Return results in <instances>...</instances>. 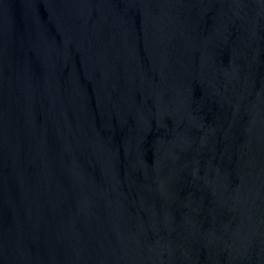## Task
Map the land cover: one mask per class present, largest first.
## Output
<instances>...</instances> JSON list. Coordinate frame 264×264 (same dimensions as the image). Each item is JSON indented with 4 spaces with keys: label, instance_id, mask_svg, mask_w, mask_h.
<instances>
[{
    "label": "water",
    "instance_id": "water-1",
    "mask_svg": "<svg viewBox=\"0 0 264 264\" xmlns=\"http://www.w3.org/2000/svg\"><path fill=\"white\" fill-rule=\"evenodd\" d=\"M0 264H264V0H0Z\"/></svg>",
    "mask_w": 264,
    "mask_h": 264
}]
</instances>
